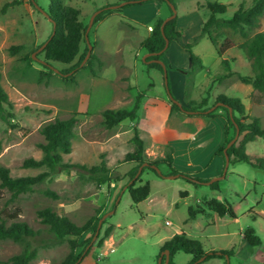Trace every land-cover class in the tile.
Wrapping results in <instances>:
<instances>
[{
    "label": "rangeland",
    "instance_id": "obj_1",
    "mask_svg": "<svg viewBox=\"0 0 264 264\" xmlns=\"http://www.w3.org/2000/svg\"><path fill=\"white\" fill-rule=\"evenodd\" d=\"M14 1L17 4L7 6ZM50 1L0 0V72L2 86L14 107L10 110L13 114L10 123L0 118V164L7 167L14 178L39 175L44 172L43 168L26 169L23 163L26 159L42 158L40 145L45 142L40 131L42 126L74 114L77 119L72 151L63 157L64 164L70 167L64 168L34 191L20 195L13 203L9 202V192L0 189V216L19 214L22 222L41 231L35 241L38 258L30 264H61L70 253L68 242L50 245L48 228L37 216L39 210L47 207L69 217L79 226L93 217L103 219L107 216L103 219L99 237L93 241L90 254L82 264H158L161 248L174 235L182 232L200 240L206 252H231L230 264H264V170L245 162L231 164V160H235L232 156L225 178L219 181V189L212 190L208 184L195 186L179 176L170 179L174 175L170 174L165 164H160L164 177L159 178L152 171L145 170L133 181L135 187L149 184L151 190L146 201L135 205L126 187L131 183L127 173L136 164L124 162L126 155L134 151L132 138L134 129H138L145 144L147 161H162L170 154L174 159L173 166L194 179L221 177L225 162L217 155L218 151L228 146L236 135L234 129H227L226 111L216 104L219 96L239 98L245 105V115L249 117L247 122L257 118L264 127V94L239 79V75H253L252 62L240 48L244 39L229 29L214 33L219 46L227 43L234 45L223 57H219L207 37L199 38L210 16L209 10L202 8L206 2L227 5L224 17L228 18L240 5L249 7L253 0H179L177 4V29L184 36L178 43L172 44L168 51L169 61L163 58L171 93L187 109L194 107L193 103L198 106L207 98L208 105L202 111L213 108L211 117L201 114L191 116L174 110L163 76L162 80H158V73L153 76L157 82L156 89H153L156 82H152L147 74L143 64L146 52L141 46L149 36L146 29L132 18L150 23L159 8L151 25L153 29L158 19L170 17L168 6L160 1L150 0L130 10L117 12L103 20L102 26V22L93 24L88 40L95 45V55L103 50V65L93 60V67L99 73L97 78L101 76L100 79L92 78L94 76L86 67L76 73L77 81L73 84L57 76L40 80L43 71L41 63L45 61V56L39 47L53 29L51 21L43 14V11L48 13ZM118 1L62 0L64 5L81 11L80 20L85 25H89L96 11ZM258 31H264V17ZM195 40L198 43L193 52L201 59V64L196 66L190 64L189 55L180 46ZM13 46L20 47L15 55L10 53ZM86 47L87 44L82 43L81 53ZM30 54L35 55L33 61L26 59ZM223 59L230 63L234 74L219 80V76L226 73ZM78 60L79 57L70 65L50 64L54 69L64 71ZM176 64L180 68L174 67ZM122 88L129 94L124 102L120 99ZM140 92L144 93V108L138 112L139 119L108 129L101 111H131ZM243 137L244 134L239 133L233 145L239 146ZM246 153L252 163L264 161V140L258 138L248 143ZM103 162L114 175L122 177L120 182L98 186L82 177L84 172L75 167L84 165L91 168ZM46 189L56 192L60 198L46 197L43 194ZM213 199L237 207L238 219L214 215L208 206ZM191 206L202 211L194 221H188ZM110 226L112 234L104 238ZM249 227L254 228L262 239L260 246H248L244 233ZM90 236V233L85 234L82 240ZM102 239L103 246H98ZM22 250V245L11 240L1 241L0 264ZM191 259L184 253L175 256L177 264H187ZM203 264L226 262L215 259Z\"/></svg>",
    "mask_w": 264,
    "mask_h": 264
},
{
    "label": "trees",
    "instance_id": "obj_2",
    "mask_svg": "<svg viewBox=\"0 0 264 264\" xmlns=\"http://www.w3.org/2000/svg\"><path fill=\"white\" fill-rule=\"evenodd\" d=\"M150 0H119L116 4L106 5L102 7L101 12L96 16L94 24L102 22L106 18L114 15L117 12L124 11L136 6H141L145 2ZM165 3L170 11L169 3L173 4L177 8L179 0H155ZM17 4V1L10 3L7 6H13ZM121 5V6H120ZM112 6H119L118 8H111ZM202 8H206L210 12V16L203 25L199 38L207 37L212 43L216 53L219 57H223L226 51L233 48V44L227 43L226 45L219 46L217 38L213 35L217 31L222 29H229L232 32L238 34L244 39V42L240 45L248 58L252 62L253 75L251 77L239 75L241 82L247 85H251L254 90L264 94V31H258L261 25V19L264 17V0H253L249 7H240L232 14V16L226 18L228 6L218 2H206ZM82 13L80 10L66 6L62 0H51L48 8L47 18L53 25L52 32L48 39L39 47V49L52 37L47 46L42 50L45 56V61L41 63L43 71L40 73V80L46 77L47 79L52 76L60 77L62 80L68 83H76V73L82 68H89L92 76L97 77L99 74L93 67V60L102 66V62L93 53L95 45H92V53L89 61L83 65L84 59L89 51L88 43L86 41V32L89 25H85L81 20ZM165 19H158L154 25L151 35L146 38L142 43V48L146 54H152L143 60V64L147 70L159 71L163 79L164 68L156 62V60L163 61L166 52L169 51L173 43H178L184 36V33L177 29V17L169 21L162 31V25ZM53 35V36H52ZM166 40L170 42V46L166 51ZM86 43L87 47L83 53H81V45ZM198 43V40L180 44L183 50L188 55L190 62L193 65H200L201 59L193 52L194 46ZM20 50V47L13 46L10 48V53L15 55ZM79 57L77 63L72 65L69 69L56 72V69L52 67L50 62H58L65 65L72 64L76 58ZM28 61H33V55H27ZM222 64L225 67L226 73L219 76V80L232 76L234 73L231 71L230 63L227 59L222 60ZM164 87L168 96H172L171 104L174 110L180 112H186L193 115L201 114L204 117L213 116L210 108H206L202 111L203 107L208 105V99H204L198 106L193 103L194 107L187 109L179 106L176 99L171 93V87L168 80V88L164 83ZM144 93H139L134 108L131 111L127 110H112L107 109L102 113L104 118V124L108 129H113L116 126L126 122H135L139 119V110L142 105ZM223 104L219 106V109H223L227 113V129H234L235 135L238 126L240 134H244L243 139L239 143V146L232 145L227 150L229 157H235V160H231V164L236 162H245L251 166L264 170V161L258 160V163H252L250 156L246 153V145L255 141L258 138L264 140V127L261 125L259 119L254 118L250 122L249 117L245 115V105L239 98H228L225 96H219L216 99V104ZM13 104L10 101L8 93L2 86V73L0 72V118L7 123L13 119V114L10 113ZM232 110L234 121L231 119L229 110ZM74 114L67 119H57L53 122L44 124L41 128V134L44 137L45 142L40 145L42 150V158L39 160L30 158L26 159L23 163V167L26 169H44V172L37 176H27L14 178L11 176L10 170L4 165L0 164V189L6 190L10 194L9 202L13 203L19 199L20 195L32 192L39 185L44 184L46 181L51 180L55 175L59 174L64 168L70 166L65 165L63 162L64 155H69L72 151V139L73 130L76 126L77 119ZM135 134L132 138L134 144V151L128 153L124 162L136 164L127 173L131 183L126 187L130 194V197L135 205H138L146 201L150 196V185L135 187L133 184L135 177L139 172V169L143 167L141 172L145 170L152 171L157 177L162 178L164 175L158 173L156 168H159L160 164H165L170 171L171 175L179 176V178L185 179L187 182L199 186V184L208 183L211 179H194L187 173L178 171L173 166V157L169 154L166 159L162 161H147L145 156V144L142 138L139 136L138 129H134ZM223 147L219 149L218 156L222 157L224 162L225 154ZM2 149V143L0 142V151ZM71 167H74L71 165ZM81 169L84 173L82 177H86L89 180L95 182L98 186L110 185L112 183L120 182L121 176L114 175L110 169L103 162L99 166H93L88 168L84 165H75ZM212 190L219 189V181L209 185ZM46 197L57 200L60 196L50 190L43 191ZM182 195H186L183 193ZM209 209L214 215L219 217L228 216L232 220L238 219V208L233 207L228 202H221L217 199H213L209 202ZM202 211H197L194 207L188 209V221H194L197 215ZM37 216L41 223L48 228L50 237V245H61L64 242H68L70 253L61 264H82L85 258L90 254L93 239L97 232L99 222L101 219L96 217L91 218L86 224L79 226L73 222L69 217L59 215L51 207L43 208L37 212ZM264 219V215H262ZM113 228L110 226L104 234V238H109L112 234ZM90 233L91 236L83 239L85 234ZM41 235V231H36L30 227L27 223L20 220L19 214H9L5 217L0 216V242L11 240L17 244L23 246L21 253L12 256L7 262L1 264H30L38 258V248L35 246L36 238ZM244 237L249 247H258L262 244V239L256 234L254 228L249 227L244 233ZM104 240L99 241L98 246H103ZM81 249V250H80ZM80 250V251H79ZM165 251H169V264H177L175 262V256L178 253H184L192 257L191 261L187 264H203L210 260L220 259L224 260L226 264L232 257V253L229 251H211L206 252L203 244L200 240L188 236L182 232L174 235L168 242L161 248L162 264H165L166 257L163 255ZM158 257V258H159Z\"/></svg>",
    "mask_w": 264,
    "mask_h": 264
},
{
    "label": "water",
    "instance_id": "obj_3",
    "mask_svg": "<svg viewBox=\"0 0 264 264\" xmlns=\"http://www.w3.org/2000/svg\"><path fill=\"white\" fill-rule=\"evenodd\" d=\"M121 6V5H120ZM169 6H170V9H171V11H172V15L170 16V17H168V18H166L165 19V21H164V23H163V25H162V31L164 30V27H165V25L169 22V21H171V20H173V19H175L176 17H177V8H176V6L175 5H173V4H171V3H169ZM119 6H112L111 8H118ZM101 12V10H98V11H96L93 15H92V17H91V19H90V23H89V26H88V29H87V32H86V41H87V43H88V47H89V51H88V53H87V55H86V58L84 59V62L82 63V65L81 66H83L84 64H85V62L90 58V56H91V53H92V45L90 44V42H89V40H88V33H89V31L91 30V28H92V26H93V24H94V20H95V18H96V16L99 14ZM43 14L47 17L48 16V13H46V12H44L43 11ZM50 21V20H49ZM53 36V35H52ZM52 37H50V39H51ZM49 39V40H50ZM49 40L39 49V51H42L46 46H47V44H48V42H49ZM170 46V42L168 41V40H166V45H165V49H164V51H166L167 49H168V47ZM152 54H146L145 56H144V58H143V60H145L147 57H149V56H151ZM33 58L35 59V55H33ZM156 62H158V63H160L162 66H163V68H164V77H165V85H166V87L168 88V71H167V66H166V64L164 63V61H161V60H156ZM190 64H191V62H190ZM56 72H58V70H56ZM171 97V99H172V96H170ZM178 104H179V106H181V104L178 102V101H176ZM219 106H223V104H218ZM211 111L213 110V108L212 109H210ZM229 113H230V116H231V119L234 121V118H233V113H232V110L230 109L229 110ZM236 128H237V131H236V137L228 144V146H227V148L224 150V154H225V160H226V163H225V169H224V173H223V175L221 176V177H216V178H214L213 180H210L208 183H206V184H208V185H211L212 183H214V182H218V181H220V180H222V179H224L225 178V176H226V174H227V171H228V168H229V165H230V157L228 156V154H227V150H228V148H230L234 143H235V141H236V139L239 137V128H238V126H236ZM142 169H143V167H141L140 169H139V172H138V174L136 175V177L135 178H137L139 175H140V173H141V171H142ZM156 170H157V172L158 173H161V171H160V169L159 168H156ZM170 179H175V178H178V176H170L169 177ZM133 182V181H132ZM107 216H105L103 219H105ZM103 219H101L100 220V222H99V226H98V229H97V232H96V234H95V237H94V239H93V241L94 240H96L98 237H99V234H100V230H101V226H102V222H103ZM163 255H165V257H166V260H165V264H169V258H170V256H169V251H165L164 253H163ZM227 262H228V264H230V260H228V257H227ZM158 264H162V257L159 259V263Z\"/></svg>",
    "mask_w": 264,
    "mask_h": 264
},
{
    "label": "crops",
    "instance_id": "obj_4",
    "mask_svg": "<svg viewBox=\"0 0 264 264\" xmlns=\"http://www.w3.org/2000/svg\"><path fill=\"white\" fill-rule=\"evenodd\" d=\"M127 10H130V9H126V11ZM158 13H159V8H157L156 9V11H155V13H154V15L152 16L153 18H152V22H146V21H144L143 23L142 22H140L139 20H138V18H132V20L133 21H135V22H137L139 25H142L145 29H146V33L148 34V36H150V34H151V31H152V23H153V21H155V19L157 18V15H158ZM131 16H133V17H136L135 15H131ZM105 22V21H104ZM104 22H102L101 23V26H102V24L104 23ZM100 26V27H101ZM99 36V35H98ZM147 37V36H146ZM172 46V45H171ZM171 48V47H170ZM102 53H103V50H100V53H99V55H96L98 58H99V60L102 62V61H104L103 60V58H102ZM188 54V53H187ZM144 58V57H143ZM168 58V59H167ZM164 60L167 62V60L169 61V54H168V52H166V54H165V56H164ZM165 63V62H164ZM169 65H171V64H169ZM168 65V66H169ZM171 67H172V65H171ZM174 67H179L180 68V66H179V64H176ZM133 68V70H134V67H132ZM135 71V70H134ZM171 72H173V71H171ZM158 73V76H157V78H158V80H162V75H161V73L159 72V71H156V70H150V71H148L147 72V74H148V76L151 78V80H152V82L154 81V82H156V80H154V78H153V76H156V74ZM135 76V75H134ZM92 78H94V79H100L101 78V76H98V78L97 77H92ZM182 78H183V76H182ZM181 78V79H182ZM181 79H179L178 81H179V83L181 82ZM121 80H123V78H121ZM156 87H157V82L155 83V85L153 86V89H156ZM127 97H129V94H127L125 91H124V89L122 88V90H121V100L124 102V100H126L127 99ZM147 97H149V96H147ZM131 100H132V98H131ZM134 103V102H133ZM146 104V103H145ZM143 108H144V105L142 104V106H141V108H140V110L139 111H141L142 112V110H143ZM105 111V109L103 110V111H101V112H104ZM132 123V122H131ZM215 260V259H214ZM210 261H212V260H210ZM209 261V262H210ZM208 263V262H207ZM89 264V263H88Z\"/></svg>",
    "mask_w": 264,
    "mask_h": 264
}]
</instances>
